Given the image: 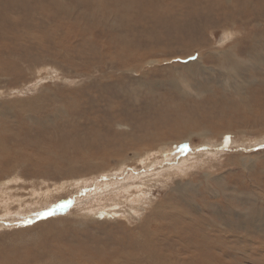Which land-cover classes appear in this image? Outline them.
I'll use <instances>...</instances> for the list:
<instances>
[{"label":"rangeland","instance_id":"rangeland-1","mask_svg":"<svg viewBox=\"0 0 264 264\" xmlns=\"http://www.w3.org/2000/svg\"><path fill=\"white\" fill-rule=\"evenodd\" d=\"M178 1L0 0L1 254L26 252L52 232L82 229L75 239L87 242L98 231L105 241L137 225L92 205L132 181L133 206L154 205L143 212L153 228L198 236L188 252L170 240L169 263L264 264V110L254 107L264 95V16H230L261 14L264 0H180L192 19L174 32L154 10ZM212 102L233 121L247 115L238 135L155 151L176 130L160 122L187 121L189 107ZM181 177L191 182L176 186Z\"/></svg>","mask_w":264,"mask_h":264},{"label":"bare ground","instance_id":"bare-ground-1","mask_svg":"<svg viewBox=\"0 0 264 264\" xmlns=\"http://www.w3.org/2000/svg\"><path fill=\"white\" fill-rule=\"evenodd\" d=\"M184 1V0H182ZM187 2H190V0H185ZM201 1V0H200ZM256 2V1H255ZM152 3V2H151ZM181 2L180 0L178 1V5H173L172 6H165L166 8H162L161 10H154L155 14L157 15L158 22L161 23L162 26H165L166 28H173L174 32L177 31L178 27H181L182 25H185L183 23L185 22H190L192 19L189 18V15H186L184 17V9L183 6L181 7ZM197 3V2H196ZM230 3V2H229ZM250 3V2H249ZM244 4V3H243ZM254 4V2H253ZM186 5V4H185ZM231 5V4H230ZM236 5V4H235ZM261 5V4H260ZM159 6V5H158ZM253 6V5H252ZM197 7V6H196ZM140 8V7H139ZM247 8V6H246ZM262 7H256L255 9H259ZM187 10V8L185 7ZM237 9V8H236ZM243 9V8H242ZM250 10L244 11L240 10L237 13V16L235 15H230L232 20L237 18L241 22H244L245 20L252 21L254 20L257 16L263 15L264 12L261 14L258 12H253ZM189 11V10H187ZM185 11V13L187 12ZM198 11V10H197ZM2 13V12H0ZM154 13V12H153ZM206 13L209 14V12L206 10ZM3 14V13H2ZM16 15V14H15ZM140 16V15H139ZM193 16V15H192ZM262 16V17H263ZM4 18V17H3ZM19 18V17H17ZM206 20V19H205ZM221 20V19H220ZM225 21V20H224ZM217 22V21H216ZM215 23V22H214ZM260 23V21H259ZM213 24V23H212ZM216 24V23H215ZM220 24V23H219ZM224 24V23H223ZM261 24V23H260ZM217 25V24H216ZM263 25V24H262ZM211 26V25H210ZM221 26V25H220ZM258 27V26H256ZM261 30V29H260ZM227 31V30H226ZM24 34V33H23ZM223 35V34H222ZM230 38V34L226 33L224 34V39ZM212 38V37H211ZM218 40V39H217ZM222 40V41H223ZM221 41V40H220ZM195 42V41H194ZM223 43V42H222ZM224 44V43H223ZM211 45V44H210ZM185 47V46H184ZM236 48V46H233L232 48ZM192 48V46H191ZM209 48V47H208ZM231 48V49H232ZM230 49V50H231ZM192 50V49H191ZM190 50V51H191ZM199 51V50H198ZM227 51V50H226ZM174 52V51H173ZM220 49H211L209 48L207 50V53H219ZM223 53V52H222ZM169 54V53H168ZM188 54V53H187ZM200 55V54H199ZM203 56V55H202ZM175 57H178L176 55ZM183 57V56H182ZM201 57V56H200ZM148 59V58H147ZM44 60V59H43ZM199 60V59H198ZM157 61V60H156ZM91 65V64H90ZM88 66V64H87ZM151 69V67H150ZM156 70V69H155ZM151 71V70H150ZM104 76V75H102ZM241 91V90H240ZM44 93V92H43ZM187 94V93H186ZM185 99V98H184ZM256 101H255V106L258 107V110H264V95H257L256 96ZM217 103H209L208 104H201L202 106H195L194 109L189 107L191 110H187L188 107L186 106L188 114L187 116H190L189 120L185 121H173L170 123V121H163V122L157 123V125H161V127H166V131L169 129V127H176V130L174 134H171L169 137L168 141L160 143L159 145L156 146L155 151H162L168 149L173 142H181L183 140H192L193 137H197L199 139H207L204 141H210L209 143H216L218 140V137H220L224 133L232 132L238 135L239 130H237V127L239 125V120H242L241 117H247V115H242V113L237 114L240 118L237 117L236 121H233L231 119V116L233 114L231 113H226V110L223 111L221 106H218ZM248 107V106H247ZM250 107V106H249ZM251 109V108H250ZM167 110V109H166ZM177 110V109H176ZM175 110V111H176ZM248 110V109H246ZM262 112V111H261ZM50 113V112H49ZM180 113V111H179ZM173 114V113H172ZM184 113H182L183 115ZM171 115V114H170ZM173 116V115H172ZM171 116V117H172ZM236 116V115H234ZM259 116V115H258ZM183 118V117H182ZM193 118V119H192ZM171 120V119H170ZM168 125V126H167ZM154 130L159 131V132H164V130L160 126H152ZM180 127V128H179ZM151 130V129H150ZM222 130V131H220ZM145 132V131H144ZM147 132V131H146ZM150 133V132H149ZM158 133V132H157ZM214 135H211V134ZM264 132H259L258 134H262ZM154 134V133H153ZM153 134L151 136H153ZM161 134V133H160ZM79 135V134H78ZM144 135V134H143ZM174 135V136H172ZM210 135V136H209ZM149 136V135H148ZM248 136L247 134L243 135V140H241L242 143H244L246 138ZM240 138V137H239ZM150 139V138H149ZM152 139V137H151ZM144 140V139H143ZM129 141V140H128ZM148 141V140H147ZM151 141V140H150ZM203 142V141H202ZM205 143V142H204ZM148 144V143H147ZM203 144V143H202ZM206 144V143H205ZM78 145V144H77ZM98 145V144H97ZM175 145V144H174ZM177 145V144H176ZM154 146V145H153ZM147 147V145H146ZM147 151H153L150 147ZM69 152V151H68ZM217 153V152H216ZM214 154V153H213ZM212 154V155H213ZM242 155H237V156H243ZM162 156V155H161ZM165 156V155H164ZM163 156V157H164ZM222 156V155H220ZM187 158V157H186ZM142 160V159H141ZM186 160V159H185ZM142 161H147V160H142ZM141 161V162H142ZM153 161V160H150ZM157 161V160H156ZM154 161V162H156ZM187 161V160H186ZM185 161V162H186ZM125 162V161H124ZM123 162V163H124ZM182 163V161L180 160ZM179 162V163H180ZM122 163V161H121ZM190 163V162H189ZM83 164V163H82ZM23 165V164H22ZM66 165V164H65ZM121 165V164H120ZM172 165V164H171ZM182 165V164H181ZM185 165V164H184ZM21 166V165H20ZM117 167V165L115 166ZM119 167V165H118ZM178 167V166H177ZM18 168V167H17ZM112 168V167H111ZM172 168V167H171ZM88 169V168H87ZM109 169V168H108ZM114 170L117 168H113ZM112 169V170H113ZM121 169V167H120ZM119 169V170H120ZM84 170V169H83ZM167 170V169H166ZM82 171V170H81ZM85 171V170H84ZM101 171V170H100ZM110 171V170H109ZM137 171V170H136ZM161 170L156 169L154 170V173H158ZM164 171V169H162ZM87 172V171H86ZM97 172V171H96ZM120 172V171H119ZM118 172V173H119ZM94 173V172H93ZM122 173V172H121ZM83 174V173H82ZM96 174V173H95ZM102 174V173H101ZM111 174V173H110ZM114 174V173H113ZM126 174V173H125ZM144 174V173H143ZM147 174V173H146ZM150 174V173H149ZM162 174V173H161ZM80 175V174H77ZM88 175H90L88 173ZM93 175V174H92ZM99 175V174H96ZM95 175V177H96ZM148 175V174H147ZM188 175V173H187ZM2 176V175H1ZM86 176V175H85ZM144 176V175H143ZM142 176V177H143ZM180 176V175H179ZM4 177V176H3ZM89 177V176H88ZM94 177V176H93ZM127 177V176H126ZM130 177V176H128ZM138 177V176H137ZM10 178V177H9ZM80 178V177H79ZM125 178V177H124ZM131 179V178H130ZM78 180V179H77ZM157 180V178L155 179ZM91 181V180H90ZM112 181V180H110ZM4 182V181H3ZM79 181H75V184L72 186L75 187ZM114 182V181H113ZM116 182V181H115ZM132 182V181H131ZM131 182H126V183H121L115 187L117 190L122 189L121 191L114 192V195L111 197L107 196L105 197V201L101 199H95V202L92 203V205H99L100 208H107L110 209V212H113L114 214L121 213V215L125 219H134L138 218L139 222L135 226H128L129 228H123L122 232L120 234H109L104 237L105 241H102V237L99 236L98 231L95 234H89L88 236V241H78L79 239H75V235L77 234H84L85 231H82V229H75V230H69L71 233H69V237H67L66 234L62 236V234L57 233V232H52L51 234H48L45 238L41 239L43 242L41 244L37 245L35 248H30L26 252L23 250V253H6L0 255V264H171L169 263V257L170 254L168 255L167 249H166V244H169L171 241L174 240L179 243V250L181 251H187L191 248H195L199 246V241L198 236L196 233L193 234L192 238H189L188 235L184 232H180L179 230L177 231V234H172L170 233L171 231H165V230H156L153 228L152 224L146 216L143 214V212L146 210L145 208L148 207L150 208L151 212L154 210V205L151 203L146 202L143 205H138L133 206L135 203H133V196L138 195L140 193V190L135 192L134 190H131L132 188V183ZM136 182V181H135ZM139 182V181H138ZM191 182V179L189 177H186L183 179L182 177L180 180L175 181L174 184L176 186H183L186 183ZM101 183V182H100ZM117 183V182H116ZM134 183V181H133ZM84 184V183H83ZM98 184V183H97ZM19 185V188H26L25 184ZM135 185V184H134ZM41 186V185H40ZM78 186V185H77ZM97 186V185H96ZM123 186V188H121ZM137 186V185H136ZM135 186V187H136ZM174 186V187H176ZM63 187V186H62ZM61 188V187H60ZM105 189V188H104ZM177 189V188H176ZM30 190V188H29ZM39 190V189H37ZM103 189H101V193ZM174 190V189H173ZM28 191V190H27ZM105 191V190H104ZM108 191V190H106ZM114 191V190H113ZM43 192V191H42ZM62 192V191H61ZM111 192V191H109ZM99 194V192H96ZM108 193V192H107ZM112 193V192H111ZM144 193V192H143ZM142 193V194H143ZM34 194V193H33ZM41 194V193H40ZM110 194V193H109ZM70 195V194H69ZM111 195V194H110ZM141 195V194H140ZM24 195L20 194L17 198L22 201V197ZM35 196V195H34ZM104 196V195H101ZM25 197V196H24ZM87 197V196H86ZM94 197V198H95ZM124 197V201L120 202V199ZM38 198V197H37ZM69 198V197H68ZM93 198V199H94ZM100 198V197H99ZM132 198V199H131ZM143 198V197H142ZM146 198V197H145ZM34 199V198H33ZM89 200V199H88ZM116 200H119L117 203L112 206L110 203L113 201L116 202ZM136 200V199H135ZM149 200V199H148ZM110 203H108V202ZM35 202V201H34ZM145 202V201H144ZM81 204V203H80ZM85 203H83L84 206ZM63 204H61L62 206ZM72 205V204H71ZM65 206V205H64ZM140 206V207H138ZM86 207V206H85ZM88 207V206H87ZM97 207V206H96ZM141 208V209H140ZM54 209V208H53ZM96 209V208H94ZM57 210V209H56ZM88 210V209H84ZM83 210V212H84ZM103 211V210H101ZM108 211V210H107ZM95 212V211H94ZM87 213V212H86ZM106 213V212H105ZM69 214V213H68ZM89 214V212H88ZM108 214V213H107ZM37 215V214H36ZM79 215V214H78ZM83 215V214H82ZM92 215V214H91ZM94 216V215H93ZM119 216V215H118ZM144 216V217H143ZM27 217V216H26ZM84 217V216H83ZM108 217V216H107ZM121 217V216H120ZM4 218V217H3ZM1 217V219H3ZM93 218V217H92ZM100 220L101 218L99 216H95L92 220ZM80 220V219H79ZM91 219L87 218V221H90ZM102 221H108V219H101ZM112 220V219H111ZM115 220V219H113ZM77 221V220H76ZM86 221V219H85ZM97 222V221H96ZM136 222V221H135ZM3 221H0V224L3 225ZM100 223V222H99ZM54 227V226H53ZM229 228V227H228ZM51 231V230H50ZM67 229L65 230V232ZM60 232V231H59ZM80 232V233H79ZM103 233V231H101ZM100 232V234H101ZM109 233V232H108ZM190 233V232H189ZM88 235V233H86ZM111 238L112 241H111ZM206 237V236H205ZM206 239V238H205ZM83 240V239H82ZM173 242V243H174ZM177 243V244H178ZM207 251H210L211 247H204ZM209 249V250H208ZM190 251V250H189ZM188 252V251H187ZM192 252V251H191ZM194 252V251H193ZM197 252V251H196ZM175 253V252H174ZM173 253V254H174ZM177 253V252H176ZM179 254V253H178ZM184 254V253H183ZM175 255V254H174ZM176 256V255H175ZM199 256V255H198ZM253 256V255H252ZM179 257V256H178ZM258 257V256H257ZM179 259V258H178ZM172 261V260H171ZM175 264V263H174ZM178 264V263H177Z\"/></svg>","mask_w":264,"mask_h":264}]
</instances>
